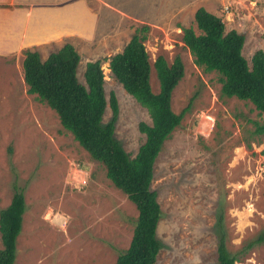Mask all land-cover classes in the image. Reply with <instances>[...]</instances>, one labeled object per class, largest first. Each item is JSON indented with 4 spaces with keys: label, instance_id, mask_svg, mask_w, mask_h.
Here are the masks:
<instances>
[{
    "label": "rangeland",
    "instance_id": "obj_1",
    "mask_svg": "<svg viewBox=\"0 0 264 264\" xmlns=\"http://www.w3.org/2000/svg\"><path fill=\"white\" fill-rule=\"evenodd\" d=\"M95 3L94 8L102 6V17L94 40L79 46L77 75L82 82L86 61L121 50L140 24L131 22L132 12L123 3L108 2L121 11L117 14L104 9L105 2ZM200 5L218 14L226 30L245 35L242 52L249 62L256 48L264 50V0H197L165 16L150 11L145 19L151 65L158 53L169 62L179 53L184 64L171 95L173 110L189 104L153 165L151 187L162 212L157 225L161 247L154 264H217L220 200L227 247L242 250L234 264H264V239L256 240L264 235V134L258 139L249 134V118L262 116L247 100L220 97L217 73L197 65L184 45L177 22L199 31L193 13ZM22 60L21 54L0 55V209L15 186L23 190L26 203L13 264H114L131 239L135 204L63 127L55 110L27 91ZM102 69L107 100L103 121L112 115L109 94L114 92V133L134 155L145 140L138 124L151 118L113 77L108 61ZM150 83L157 91L153 65Z\"/></svg>",
    "mask_w": 264,
    "mask_h": 264
},
{
    "label": "trees",
    "instance_id": "obj_2",
    "mask_svg": "<svg viewBox=\"0 0 264 264\" xmlns=\"http://www.w3.org/2000/svg\"><path fill=\"white\" fill-rule=\"evenodd\" d=\"M194 21L199 31L193 25L181 26L184 45L197 65L217 73L220 97L235 96L253 104L262 117L249 118L253 124L249 134L251 139L260 138L264 134V50L256 48L249 62L242 52L245 35L235 28L226 30L222 18L202 5L195 10ZM149 28L147 23L138 24L121 50L86 61L84 82L77 75L80 53L71 42L65 41L44 58L36 48L22 51L27 91L55 110L63 127L93 159L103 164L113 185L135 204L137 216L131 239L117 254L114 264H154L157 259L161 247L157 225L162 212L156 190L151 187L153 165L164 141L189 108L187 104L176 112L171 106L172 91L184 74L179 53L174 54L171 62L163 53L157 54L152 65L159 88L152 89V65L144 43ZM103 61H108L113 77L147 109L151 118L150 122L143 120L138 124L145 140L134 155L114 133L118 114L114 92L109 94L112 115L103 121L107 105ZM246 139L245 144L250 147L251 139ZM25 208L23 190L15 186L9 203L0 209V264L14 263ZM223 209L220 200L215 226L217 264H234L242 250L231 251L227 247ZM261 239L264 235L256 238Z\"/></svg>",
    "mask_w": 264,
    "mask_h": 264
},
{
    "label": "crops",
    "instance_id": "obj_3",
    "mask_svg": "<svg viewBox=\"0 0 264 264\" xmlns=\"http://www.w3.org/2000/svg\"><path fill=\"white\" fill-rule=\"evenodd\" d=\"M100 1L106 3L104 9L116 14L121 11L111 8L108 2L123 3L126 11L132 12L131 22L138 24L147 23L145 19L150 11L155 10L154 14L162 11L165 16L172 11L185 10L187 4L197 0ZM95 2L97 0L91 5L88 0H0V55L21 54L24 57L22 51L25 48H36L44 58L65 41L80 51L82 42L90 45L94 40L102 17V6L94 8ZM118 4L117 8H120ZM177 26L188 25L178 20Z\"/></svg>",
    "mask_w": 264,
    "mask_h": 264
}]
</instances>
